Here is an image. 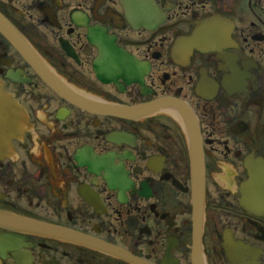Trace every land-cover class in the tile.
Here are the masks:
<instances>
[{
    "label": "flooded vegetation",
    "instance_id": "af4514ba",
    "mask_svg": "<svg viewBox=\"0 0 264 264\" xmlns=\"http://www.w3.org/2000/svg\"><path fill=\"white\" fill-rule=\"evenodd\" d=\"M0 13L74 101L0 33V211L143 264H193L187 115L204 160L201 264H264V0H0ZM156 102L137 120L79 106ZM0 264L135 263L0 227Z\"/></svg>",
    "mask_w": 264,
    "mask_h": 264
},
{
    "label": "water",
    "instance_id": "95a60500",
    "mask_svg": "<svg viewBox=\"0 0 264 264\" xmlns=\"http://www.w3.org/2000/svg\"><path fill=\"white\" fill-rule=\"evenodd\" d=\"M216 21H211L207 24L203 31V36L206 39L208 47H214L217 42V27ZM0 33L12 44V46L19 52L25 61L37 72L41 79L57 94L72 100L73 96L68 94L63 87L60 80L50 71V69L43 63L36 51L24 38V36L0 13ZM76 103V102H75ZM84 109L94 110L106 116L117 118H125L137 120L142 118L154 110L161 107L160 102L150 103L146 105L137 106H122L115 104L92 105L91 103L80 104ZM187 125L191 138V150L193 155V173L195 176V200H194V229H193V264H201L202 257V236L204 224V201H205V171L202 148L199 140L198 125L193 119L185 115ZM21 123H25L19 116H15V137H18L22 131L17 130L21 128ZM254 181H264V174L255 173ZM244 190V188H243ZM245 192L248 197V204L250 206V183L245 187ZM256 196H259L256 193ZM248 206V205H247ZM0 227L10 228L13 230H23L41 235L51 236L54 238L65 239L71 242L90 246L100 251L123 257L135 264H143L142 262L129 257L126 253L112 245L101 242L95 238L85 236L83 234L63 229L61 227L47 224L41 221L20 217L14 214L0 211Z\"/></svg>",
    "mask_w": 264,
    "mask_h": 264
}]
</instances>
